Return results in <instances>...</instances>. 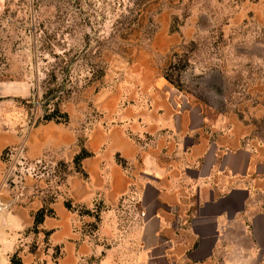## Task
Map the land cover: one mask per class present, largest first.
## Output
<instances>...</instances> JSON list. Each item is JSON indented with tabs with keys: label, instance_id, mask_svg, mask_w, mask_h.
<instances>
[{
	"label": "rangeland",
	"instance_id": "obj_1",
	"mask_svg": "<svg viewBox=\"0 0 264 264\" xmlns=\"http://www.w3.org/2000/svg\"><path fill=\"white\" fill-rule=\"evenodd\" d=\"M164 106L228 112L264 138V0H0V134L15 140L0 153V264H103L102 250L108 264H138L119 248L145 217L138 180L122 212L75 203L70 180L86 158L113 171L124 136L143 168L162 138L121 123ZM2 188L31 205V225L7 226L17 216Z\"/></svg>",
	"mask_w": 264,
	"mask_h": 264
},
{
	"label": "crops",
	"instance_id": "obj_2",
	"mask_svg": "<svg viewBox=\"0 0 264 264\" xmlns=\"http://www.w3.org/2000/svg\"><path fill=\"white\" fill-rule=\"evenodd\" d=\"M211 111L213 121L204 108L180 115L168 106L149 107L136 123H121L136 134L162 138L161 146L148 150L143 168L136 171L138 148L124 136L114 146L121 162L113 171L101 170L106 160L98 156L83 160L85 177H71L69 197L75 203L109 204L121 212V198L138 180V208L145 217L138 218L129 246L119 247L138 264H264V138L245 132L230 113ZM14 143L10 133L0 134V153ZM2 189L7 210L17 216L14 222L5 219L7 226L31 225V205H15L11 189ZM53 210L55 218L68 211L62 200ZM105 251L101 257L108 264L111 252Z\"/></svg>",
	"mask_w": 264,
	"mask_h": 264
},
{
	"label": "trees",
	"instance_id": "obj_3",
	"mask_svg": "<svg viewBox=\"0 0 264 264\" xmlns=\"http://www.w3.org/2000/svg\"><path fill=\"white\" fill-rule=\"evenodd\" d=\"M57 90V89H56ZM56 90H53V92H55ZM57 98H58V96H57ZM57 113H59L58 111H54L53 113H51V114H47L46 116H45V119L46 120H57ZM58 121V120H57ZM83 157H85V156H83ZM77 159H79V158H77ZM46 216V214H45V211H44V209H40L38 212H37V215H36V217H35V224L36 225H38V224H40V223H42L43 222V220H44V217Z\"/></svg>",
	"mask_w": 264,
	"mask_h": 264
},
{
	"label": "water",
	"instance_id": "obj_4",
	"mask_svg": "<svg viewBox=\"0 0 264 264\" xmlns=\"http://www.w3.org/2000/svg\"><path fill=\"white\" fill-rule=\"evenodd\" d=\"M3 206H4V205L2 204L0 208H3Z\"/></svg>",
	"mask_w": 264,
	"mask_h": 264
}]
</instances>
